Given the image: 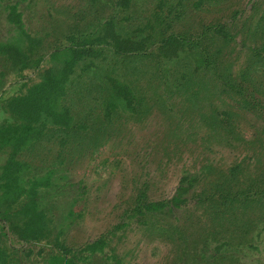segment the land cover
Wrapping results in <instances>:
<instances>
[{
	"label": "trees",
	"instance_id": "1",
	"mask_svg": "<svg viewBox=\"0 0 264 264\" xmlns=\"http://www.w3.org/2000/svg\"><path fill=\"white\" fill-rule=\"evenodd\" d=\"M0 159V264H264V0H0Z\"/></svg>",
	"mask_w": 264,
	"mask_h": 264
},
{
	"label": "rangeland",
	"instance_id": "2",
	"mask_svg": "<svg viewBox=\"0 0 264 264\" xmlns=\"http://www.w3.org/2000/svg\"><path fill=\"white\" fill-rule=\"evenodd\" d=\"M107 156L108 154L106 153V155L103 157ZM0 163H2V159H0ZM80 173L81 172H79L78 174L81 175ZM104 179L105 178L100 179L93 175L91 177H88L87 183L89 184V187L91 186V197L93 201H95L96 205L98 207H102L103 209H107V201L113 199V197L119 190V185L116 179L110 180L108 181V183L106 182V184H104ZM108 211L109 209L106 210V212ZM86 225V229H88V232H90L91 235H95L98 233L102 226H105L104 218L102 217V215H97L96 218L87 220ZM154 260L155 259H153L150 264H153Z\"/></svg>",
	"mask_w": 264,
	"mask_h": 264
}]
</instances>
